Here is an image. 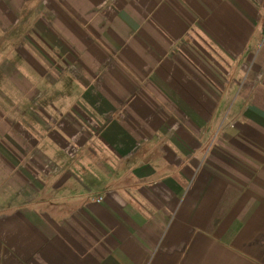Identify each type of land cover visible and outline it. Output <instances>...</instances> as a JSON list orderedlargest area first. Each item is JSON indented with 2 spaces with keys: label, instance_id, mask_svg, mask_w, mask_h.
<instances>
[{
  "label": "crops",
  "instance_id": "0c3cea01",
  "mask_svg": "<svg viewBox=\"0 0 264 264\" xmlns=\"http://www.w3.org/2000/svg\"><path fill=\"white\" fill-rule=\"evenodd\" d=\"M0 264H264V0H0Z\"/></svg>",
  "mask_w": 264,
  "mask_h": 264
}]
</instances>
